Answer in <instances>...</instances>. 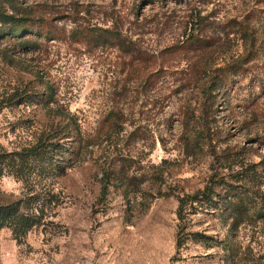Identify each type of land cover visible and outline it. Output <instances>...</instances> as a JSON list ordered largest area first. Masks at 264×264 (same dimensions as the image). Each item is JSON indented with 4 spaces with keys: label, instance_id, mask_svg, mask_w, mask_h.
I'll return each mask as SVG.
<instances>
[{
    "label": "rangeland",
    "instance_id": "obj_1",
    "mask_svg": "<svg viewBox=\"0 0 264 264\" xmlns=\"http://www.w3.org/2000/svg\"><path fill=\"white\" fill-rule=\"evenodd\" d=\"M0 3L59 37L40 39L42 45L30 51L15 48L11 39L0 43L4 150L28 144L52 120L41 106L17 104L19 95L43 92V82L57 91L58 102L52 107L74 114L89 144L81 161L49 182L55 198L44 224L21 245L10 229L2 230L0 264H264L262 222L251 232H240L249 247L234 263L188 240L182 248L176 246L177 194L204 186L210 159L187 158L183 152L182 113L197 99L181 84L177 73L184 63L171 50L182 39L191 10L209 18L206 33L219 42L217 34L226 24L252 20V27L264 29V0ZM106 28L119 32L132 56L75 40L86 29ZM226 42L219 44V63L243 53L237 39ZM247 68V78L234 80L229 109H217L219 143L259 162L264 156V36ZM104 183H110L105 194ZM25 193L23 182L15 177L6 174L0 179L1 204ZM189 230L219 238L226 231L222 220L201 216Z\"/></svg>",
    "mask_w": 264,
    "mask_h": 264
},
{
    "label": "trees",
    "instance_id": "obj_2",
    "mask_svg": "<svg viewBox=\"0 0 264 264\" xmlns=\"http://www.w3.org/2000/svg\"><path fill=\"white\" fill-rule=\"evenodd\" d=\"M195 12L191 10L187 15L182 39L171 50L184 63L177 73L181 75V84L189 96L197 99L192 105L198 103V106L184 108L187 111L182 113V149L187 158L203 155L210 159V174L201 189L177 194L179 232L176 246L180 249L191 241L205 249H214L220 260L234 263L249 247L241 241L240 232L249 229L251 232L258 223H264V156L254 162L247 159L241 149H223L219 143L217 109L223 106L229 109L234 80L247 78V67L257 56L264 29L261 30L259 24L252 27V20L235 21L234 25L226 24L223 31L218 32L223 38L217 37L219 42H215L206 33L205 24L209 18ZM76 36L78 43L105 45L133 54L115 28L86 29ZM57 38L51 28L36 23L31 25L15 7L0 3V43L11 39L15 48L30 51L42 45L40 39L49 42ZM233 39L242 45L243 53L237 59L219 63V44ZM42 84L43 92L19 95L17 104L41 106L52 120L19 149L7 152L0 143V179L11 175L22 181L26 190L19 199L0 203V233L10 229L20 245L33 229L44 224L48 206L55 198L50 189L51 179L66 175L82 160L89 146L77 117L55 110L52 106L58 102L57 91L49 83ZM109 184L104 183V194ZM197 216L222 220V228L226 230L224 237L190 231ZM248 236L253 237L250 233Z\"/></svg>",
    "mask_w": 264,
    "mask_h": 264
}]
</instances>
